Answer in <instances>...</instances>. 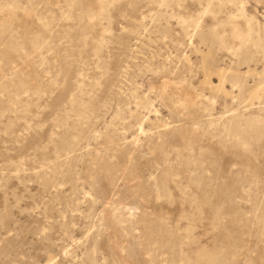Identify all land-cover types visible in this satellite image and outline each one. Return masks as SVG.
Masks as SVG:
<instances>
[{
  "label": "rangeland",
  "instance_id": "rangeland-1",
  "mask_svg": "<svg viewBox=\"0 0 264 264\" xmlns=\"http://www.w3.org/2000/svg\"><path fill=\"white\" fill-rule=\"evenodd\" d=\"M256 83L264 0H0V264H264Z\"/></svg>",
  "mask_w": 264,
  "mask_h": 264
},
{
  "label": "bare ground",
  "instance_id": "bare-ground-1",
  "mask_svg": "<svg viewBox=\"0 0 264 264\" xmlns=\"http://www.w3.org/2000/svg\"><path fill=\"white\" fill-rule=\"evenodd\" d=\"M212 57V56H211ZM209 58V57H208ZM209 60V59H208ZM224 76H225V74H224ZM234 77V76H233ZM229 79V78H228ZM242 80H243V78H242ZM222 83V82H221ZM260 83V82H259ZM209 85H210V83H208ZM257 84V83H256ZM221 87V86H220ZM216 89V88H215ZM219 90V89H218ZM263 92H264V86H263V84H257L256 86H255V88L251 91V93L252 94H255V95H258V96H260V95H262L263 94Z\"/></svg>",
  "mask_w": 264,
  "mask_h": 264
}]
</instances>
